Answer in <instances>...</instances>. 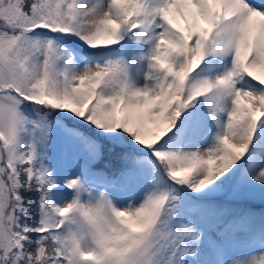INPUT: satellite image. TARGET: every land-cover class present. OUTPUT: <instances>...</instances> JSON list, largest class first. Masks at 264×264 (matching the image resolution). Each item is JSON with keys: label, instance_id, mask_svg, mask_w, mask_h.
<instances>
[{"label": "snow or ice", "instance_id": "obj_1", "mask_svg": "<svg viewBox=\"0 0 264 264\" xmlns=\"http://www.w3.org/2000/svg\"><path fill=\"white\" fill-rule=\"evenodd\" d=\"M0 264H264V0H0Z\"/></svg>", "mask_w": 264, "mask_h": 264}]
</instances>
